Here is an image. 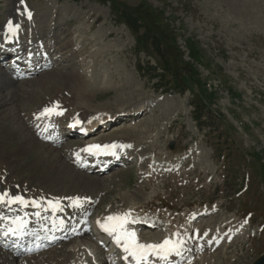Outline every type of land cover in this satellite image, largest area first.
Here are the masks:
<instances>
[{
    "label": "rangeland",
    "instance_id": "1",
    "mask_svg": "<svg viewBox=\"0 0 264 264\" xmlns=\"http://www.w3.org/2000/svg\"><path fill=\"white\" fill-rule=\"evenodd\" d=\"M8 2L0 0V26ZM18 3L34 14L39 13V17L50 18L48 23L45 17H40L43 33L57 34L54 27H64L66 19L69 20L72 32L67 51L77 53L70 50L66 60L53 52L47 54L44 59L55 63L56 68L49 66L47 71L26 74L23 59L20 64L0 61V78L11 77L21 82V91L28 93L33 86L39 88L42 80L55 81L56 86L58 82L64 83L69 79L65 75L71 73L69 69L77 70L82 78L94 83L96 90L93 98L77 97L76 102L86 104L89 116L96 121L89 134L82 124L72 138L66 134L58 139L59 144L50 145L31 136L29 144L43 146L42 150L34 147L35 151L27 153L17 147L15 132L1 119L0 141L4 139L5 144L3 151L0 149V165L5 163L3 160L22 159L15 174L18 171L23 178L34 176L32 183L42 179V185L54 186V192L96 195L98 202L91 207L85 201L80 207L81 214L87 216L82 221V226L88 229L87 236L42 248L34 255L16 251L13 259L7 253L10 251L1 250L8 254V263L64 264L61 260L76 250L79 254L69 264H125L121 245L105 247L98 242V246L95 240L93 245L89 238L92 236L89 226L94 219L104 223L106 217L125 212L131 216L126 227L136 232L139 242L183 240L180 254L194 258L190 264H252L259 258L264 253V187L260 184L259 167L248 164L245 153L264 150V1L18 0ZM46 35L33 40L34 44L49 41ZM31 42L24 41L25 52ZM8 48L9 45H4L0 49ZM189 50L196 53L191 56ZM33 52L39 53V48ZM175 70L181 78L192 70L196 78L213 88L208 91L217 92L212 108L224 119L214 120L210 128L223 134L231 126L235 129L230 134L233 145L221 142L224 148H230L228 159L214 155L216 136L205 135L208 127L200 131L195 125L191 96L175 85ZM51 86L43 94L54 96L58 88ZM9 90L0 89V97ZM66 93L62 96L70 97L68 90ZM40 97L39 100H45ZM16 102L20 104L15 111L18 122L25 125L27 117L35 120L29 114L32 106L23 109L24 102L16 99L14 107ZM142 107L145 111L139 117L132 116V112L137 113ZM75 109L76 104L70 103L66 113H76ZM109 112L113 115L110 123L98 118ZM67 124L60 117L53 128L67 133L70 132ZM109 136L124 140L127 151L111 170L101 173L98 163L76 166L78 160L71 147L92 145ZM70 140L73 143L67 144ZM81 149L79 156L84 153ZM43 150L53 155L62 152L67 165L62 159L46 162ZM38 159L45 163L35 165ZM52 175L60 178L51 180ZM32 183L30 187L35 185ZM139 220L141 223L136 224ZM187 239L190 247L201 249L185 250ZM61 256L64 258L55 259Z\"/></svg>",
    "mask_w": 264,
    "mask_h": 264
},
{
    "label": "bare ground",
    "instance_id": "2",
    "mask_svg": "<svg viewBox=\"0 0 264 264\" xmlns=\"http://www.w3.org/2000/svg\"><path fill=\"white\" fill-rule=\"evenodd\" d=\"M258 1H261V0H258ZM262 1H264V0H262ZM255 2H256V0H255ZM8 3H9V7H8V9H6V17H4L3 24H2V26H0V48L3 46V44H5V42L9 41L10 39H13L16 34H18L17 36L19 38V42H18V44H16V46H10L8 51H11L12 48H14V50H16V51H15V54L13 56H11L10 59H8L6 61L11 62L12 58H15L14 62L19 63L20 58H22V56H23L24 61L27 64V67H26L27 72L26 73H28L29 71L36 72V70L37 71L38 70L39 71L40 70L47 71L49 66L56 68L57 65L55 63H53V62L47 63V60L44 59V58H46L47 54L49 55L52 52L54 54H57L59 58L66 60V58H67V56H69V52L71 50L70 49L69 51H67L68 50L67 44L71 43V32H72L71 30H70L71 32L69 31L68 26H69V24H71L70 22H68L69 20L67 21V19H66V21H65V19H64V21H65V23L63 25L64 27H59V25H56V26L54 25L55 26L54 30L57 31V34H54L53 32L48 31L49 28H47L48 29L47 33H43V31L41 30L42 27L40 28V26L44 25V24L39 23L41 16L39 17L40 14L38 12H37L38 15L34 14L33 11L30 12L27 7H25L23 5L21 6L18 3V0H9ZM242 3H244V2H242ZM257 3H259V2H257ZM257 6H258V4H257ZM257 6H256V8H257ZM260 6H262V5H260ZM238 10H240V9L238 8ZM37 11H39V10H37ZM259 12H261V10ZM28 13H31L30 17L28 15ZM42 13L43 12H41V15H42ZM241 15H242V13H241ZM253 15L255 17V14H253ZM41 18L42 19L44 18L45 21L49 23L50 18L49 17L46 18V15L42 16ZM53 20H54V18H53ZM55 21H56V19H55ZM60 21H63V20H60ZM9 24H11L13 27H15L14 32L9 31V27H8ZM53 24H55V23H53ZM16 26H18V27H16ZM44 34H48L46 36L50 37L49 41L42 40L35 45L32 43V47L29 48L28 52L26 50V52L23 53L24 55H22V53H20V56L16 55L18 52L17 51L18 49L22 50L23 48H25L23 42L26 39L35 40L38 38H42L43 37L42 35H44ZM109 37H110V35H109ZM76 39H78V38H76ZM65 47H67V48H65ZM33 48H39V53H35V55H32ZM64 48L66 51L62 52V50ZM74 51L71 50L70 53H72ZM7 52H3L1 54V56H2L0 59L1 62L5 61L4 58H6V56L8 54ZM74 54H73V57H74ZM70 56H72V55H70ZM74 60H75V62H77L76 59H74ZM75 64H77V63H75ZM69 70L71 71V73L65 74L66 76H68L69 79H67L64 83L58 82V84L56 86L55 81L48 82L47 80H45V81L42 80L40 82L41 85L39 88H34V86H33L34 84H33L32 85L33 86L32 91H29L28 93H27V91L26 92L21 91V84H19L21 82L18 83L17 80H13V78H11V77H9L8 80L7 79L3 80V79H1L2 78V76H1V78H0V89L5 90L8 88H11V90H9V92L7 94L1 95V97H0V108H1L0 114H2L0 116V120L4 119L5 120L4 122H6V124H7V128L11 129L12 131L15 132V133L14 132L13 133L15 134V138L19 140V143L17 145V147H19V149L26 150L25 152H27V153H31V152L35 151L36 149L42 150L41 148L43 145L40 142H38V143H40L41 146L35 145V144H29V140H31V136L34 137L36 140L37 139H43V141H45L46 143H48L50 145L60 143L61 141H59V140L57 141V139L60 138L61 136H65L66 134L71 137L72 136L71 132L64 133V131L57 130V129L53 128V124L56 123V120H59L60 117L64 118V120H66L67 123L69 125H71L74 130H76L78 128V124H80V123L85 124V127L87 128L86 132H89L94 128V126H95L94 124H95L96 119L94 117L91 118L89 116L90 109L87 108V106L85 107L86 104L76 102V98L80 97L81 99L85 98L86 100L93 98L95 96L94 92L96 90L95 85H94V83L89 82V80L86 81L84 78H82L83 76L78 74L79 72H77V70H74L72 68ZM86 79H88V78H86ZM67 81H68V83H67ZM24 82H26V81H24ZM52 84H53V86H56V88H58L55 95L50 96L51 95L50 93H49L50 95H46L45 93L43 94V90L50 88V86ZM15 89L20 90V92L16 93ZM54 90H56V89H54ZM66 90H68L70 92L69 93V94H71V95H69L70 97L67 96L68 92L66 93ZM64 92L67 94L66 95L67 97H65V98H64V96H62V94ZM40 96L44 97L45 100L44 101L39 100V99H41ZM16 99L18 100V102H21V101L24 102L25 105H23V109H24V107H25V109H29L32 106V108H30V113L28 111L27 112L29 114L34 115L35 120L28 119V117H27V119H25V123L27 125L26 124L24 125V123L18 122V116L16 115L15 111H16V109H18L17 105H19V107H20V104H18L16 102L15 107H14V101H16ZM82 101L83 100H81V102ZM12 102H13V104L10 105L11 106L10 108L5 107L6 104H11ZM70 103L71 104L73 103V105L76 104V109H75L77 111L76 113H74V112L71 114L66 113L67 109H69ZM55 105H58L56 112L60 110V113H62V114L53 113L51 115H41V113L44 112V110L46 108H51ZM144 109H145V107H142V109L140 111L137 110V113L132 112V116H138L139 117L142 114V112L145 111ZM21 118L24 120L23 115L21 116ZM98 118L102 119L103 122L108 124V123H110V121H108V120H110V118H113V115H112V113L109 112V115H102L101 114V116ZM77 121H79V123H77ZM28 124L31 126V128L35 129V131H34L35 133H32V130L30 129ZM119 140H120V138L117 136L116 137L115 136H109L108 138H103L99 142L94 143V144H99V145L117 144V145L123 146V147H117L114 150H105L106 154L93 155V154L84 152L81 156H79V149L85 148L86 146L82 145V146L78 147L77 145H75L74 147H71V149L74 150L73 153H75L74 158H76V160H78V162L76 163V166L77 167L82 166L81 162H83V161L91 163V162H93V160H96L94 158L96 156H98V158H100V159L97 158V160L95 161L96 163L98 162V166L102 167L104 164L107 163L106 167L102 171H105L106 169L111 170L112 167H110V166L114 165L113 164L114 161H116L117 159L119 160L121 158H124L125 155H127L126 154L127 151L125 148L126 142L124 140H122V141H119ZM20 141H22V142L20 143ZM72 143H73L72 140L67 142V144H72ZM4 144H5V141L3 139L2 141H0V149L1 150H2V147L4 146ZM34 147L36 149H34ZM56 153H57V155H56ZM56 153H55V155H53L50 151L43 150L42 157L46 160V162L49 159H52L51 160L52 162L57 161L58 159H62V161L64 163L65 162L64 160L66 158L63 156V153L62 152H56ZM108 157H110V158L108 161H106ZM21 161H22V159L17 160V161H14V160L10 161L9 159H7V160H3V162H5L3 165H0V173H1L0 174V201H2V202H0V212L2 209L4 210V215L2 216L3 220H2V222H0V238L4 235V233H8L7 235H4V239H5L4 242H6L8 244L10 242H13V244H16V246L19 247L22 245L21 242L26 240V239L30 240V241H31V239H34V242H38V241L43 242L44 240H47L49 238V239H51V242H53L52 243L53 245H57V244L67 242V241L72 240V239L77 238V237L79 238V237L87 236L88 235V229H86L80 225V220H83L84 218H86L85 216H83V214H81L80 207L83 205L84 201H86V203H88V204H91L92 205L91 207H93L95 205V203L98 202V198L96 197V195L91 196V197L87 196V195H82L79 193H73V194L68 195V193L65 190H59V191L54 192L55 191L54 186H52V188H49L47 186L42 185L44 183V181L42 182V179H40L38 181V183L33 182V183H35V185L33 187H30V184L34 180V176H30V177L28 176V177L23 178L21 175H19L17 173L18 171L15 174V167L17 165H19V163ZM41 162H43V160L38 159L37 162L34 161V164L36 165V164H39ZM43 163H45V161ZM65 165H67V164H65ZM67 173H69V172H67ZM50 178H51V180H57L60 177L52 175ZM33 183H32V185H33ZM45 189H47L49 191H46ZM16 197H21L23 202H21L20 200H16L15 199ZM77 197L81 198V203L78 206L73 205V203H72V199L77 198ZM9 201H13V202L10 203ZM57 202H58V204H57ZM91 212H93V209H91ZM39 220H42V222H39ZM22 225L24 226V229L19 230L18 227H21ZM10 228L16 230L17 234H13V235H16L15 237H10L11 232H8V230ZM86 238H88V237H86ZM89 238H91L90 242L93 245H95L94 244L95 242L93 240L94 238H92V236L91 237L89 236ZM58 239H60V240H58ZM27 242H29V241H27ZM190 243H191L190 240L187 239L186 245L183 248L185 250H191V251H197L198 249H201L200 246H198L197 248L196 247L192 248V246L190 247ZM1 244L2 243H0V264H9L8 263L9 260H7L9 258L6 255L9 254V256H12L11 259L15 258L13 255L14 254L13 250L10 246H8V245L2 246ZM43 246L48 247L49 245L44 244ZM3 248L9 249L10 253L7 252L8 254L7 253L5 254L4 253L5 251ZM1 250H3L4 252ZM181 250H182V248H181ZM101 251L104 253V249H101ZM33 252H34L33 250H30L28 252V254L33 253ZM78 254H79V252L74 250L71 254H69V257L65 258L64 260H61V258L62 259L64 258L62 256L60 257V259L59 258H55V259L61 260L62 263H63V261H65L64 264H69V263L73 262L75 258H77ZM182 254H179L178 256L176 254H172L169 256L167 261H161L156 257L150 256L149 257V264H154V263H157V264H190L191 263L190 260L192 258L189 256L184 257ZM30 255H33V254H30ZM125 255H126L125 259L127 260L128 264H135V261L132 259V257L128 256V254L126 252H125ZM48 260H50V259H48ZM51 260H52V258H51ZM66 261H67V263H66ZM59 264H61V263H59ZM87 264H88V262H87Z\"/></svg>",
    "mask_w": 264,
    "mask_h": 264
},
{
    "label": "snow or ice",
    "instance_id": "3",
    "mask_svg": "<svg viewBox=\"0 0 264 264\" xmlns=\"http://www.w3.org/2000/svg\"><path fill=\"white\" fill-rule=\"evenodd\" d=\"M29 17L31 13H28ZM9 31L14 32L15 27L9 24ZM18 27V26H16ZM58 105H55L51 108H46L41 115H51L62 114L57 113ZM79 123V121H77ZM117 147H123L117 144L111 145H99L92 144L88 145L85 148L81 149L83 152H87L93 155L106 154L105 150H114ZM130 147V145L128 146ZM16 200L22 201L21 197H16ZM2 202V201H0ZM10 203L13 201H9ZM73 205H79L81 203V198L77 197L72 199ZM58 204V202H57ZM131 220V216L129 212H125L123 214L118 215H110L106 217L105 222L100 224L102 230L109 234H114V239L117 244H120L123 250L128 254V256L132 257L135 261V264H149V257H156L161 261H167L169 256L172 254L179 255L181 251V247L183 245V240H173L166 238L160 243H141L137 238V234L135 231H130L126 228V225ZM8 232L12 234H17L15 229H9ZM8 233H4L7 235ZM175 235V234H174ZM122 242V243H121Z\"/></svg>",
    "mask_w": 264,
    "mask_h": 264
},
{
    "label": "trees",
    "instance_id": "4",
    "mask_svg": "<svg viewBox=\"0 0 264 264\" xmlns=\"http://www.w3.org/2000/svg\"><path fill=\"white\" fill-rule=\"evenodd\" d=\"M191 56L196 53L195 50H189ZM172 67L174 68V62L172 61L171 57L169 58ZM186 65V63H185ZM191 69V68H190ZM164 71V70H163ZM183 71V69H182ZM177 71H173V75L175 76V85L178 84V89L188 91L191 95V105L193 106L192 110V118L196 122V125L202 129L203 127H208L209 135H216V145H215V152L216 155H225L229 154V146L233 145L234 139L230 135L235 129L231 126L230 131H225L227 134L219 133L217 130L211 129L210 125H213L214 120H219L220 118L224 119V116H221L220 113L215 109L212 108V104H214L217 100V92L208 91V89H213L210 86L208 87L204 84L201 79L196 78L194 72L186 71L187 77L181 78L176 73ZM161 76V75H160ZM159 76V77H160ZM195 77V78H194ZM174 84V83H173ZM182 87V88H181ZM214 126V125H213ZM213 130L216 131L213 134ZM228 136V137H227ZM220 138L224 141L229 142V146L227 150H222ZM246 156L249 158V162L255 164L259 167V171L261 173V181L264 184V150H252L246 153Z\"/></svg>",
    "mask_w": 264,
    "mask_h": 264
},
{
    "label": "water",
    "instance_id": "5",
    "mask_svg": "<svg viewBox=\"0 0 264 264\" xmlns=\"http://www.w3.org/2000/svg\"><path fill=\"white\" fill-rule=\"evenodd\" d=\"M254 264H264V256L257 260Z\"/></svg>",
    "mask_w": 264,
    "mask_h": 264
}]
</instances>
